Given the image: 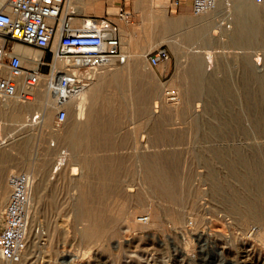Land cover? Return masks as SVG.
<instances>
[{
    "label": "rangeland",
    "instance_id": "374dc122",
    "mask_svg": "<svg viewBox=\"0 0 264 264\" xmlns=\"http://www.w3.org/2000/svg\"><path fill=\"white\" fill-rule=\"evenodd\" d=\"M106 1L108 12L115 13L113 0ZM139 1L144 0L130 3L134 16L123 27L127 60L96 73H109L100 88L101 96L111 100L102 119L110 122L119 110L122 115L118 123L105 124L93 147L78 152L99 157L116 170L106 180L104 194L89 197L90 205L105 207L101 216L105 215L104 227L109 225L102 239L81 237L86 220L76 217L71 203L77 195L71 177L78 175L67 166L54 168L60 148L74 153L61 137L79 120L73 105L60 125L46 89L39 91L37 102L11 99L10 112H0L1 136L6 140L0 145L3 207L11 172L28 171L34 182L44 180L35 203L34 234L29 240L33 243L16 264H264V89L259 80L264 74V3L245 0L258 15L255 38L236 37V0H219L200 18L203 37L186 39L181 29L144 36L141 24L143 13L150 10L149 0L144 9L136 7ZM154 1L155 13L166 18L199 17L192 15L188 1L176 11H167L165 0ZM227 2L232 7L229 14ZM158 46L166 47L170 57L149 67L147 55ZM257 52L259 64L254 60ZM194 59L203 75L199 89L191 83ZM112 73L118 78L112 79ZM119 103L122 109H113ZM47 109L50 117L42 120ZM37 111L40 118L30 122L28 115ZM239 154L255 165L251 170L236 164L246 174L233 180L230 168ZM147 159L162 165L172 178L176 193L172 197H164L146 182ZM74 165L79 167L77 161ZM90 180L92 185L98 183L96 177ZM1 215L2 208L0 220ZM140 216L147 220L139 221Z\"/></svg>",
    "mask_w": 264,
    "mask_h": 264
},
{
    "label": "built area",
    "instance_id": "2783aa9c",
    "mask_svg": "<svg viewBox=\"0 0 264 264\" xmlns=\"http://www.w3.org/2000/svg\"><path fill=\"white\" fill-rule=\"evenodd\" d=\"M133 1L119 0L115 13L88 14L79 10V0H0V101L37 102L39 91L47 89L56 109V123L65 122L70 99L93 80L95 73L113 62L127 60L123 27L133 19L130 6ZM165 1L167 11H176L188 1L195 16L216 2ZM254 2L260 4L264 0ZM231 8L227 2V14ZM17 44L41 54L24 56L15 51ZM169 57V50L158 46L147 55V63L154 67ZM254 60L260 63L259 52ZM41 114L34 112L28 115V120L34 122ZM2 128L0 121V135ZM67 155L66 148L59 149L55 169ZM6 183L9 194L0 220V258L17 262L26 246L34 178L28 171L15 170L8 175ZM146 220L140 216L139 221Z\"/></svg>",
    "mask_w": 264,
    "mask_h": 264
},
{
    "label": "bare ground",
    "instance_id": "6f19581e",
    "mask_svg": "<svg viewBox=\"0 0 264 264\" xmlns=\"http://www.w3.org/2000/svg\"><path fill=\"white\" fill-rule=\"evenodd\" d=\"M145 1L146 0H144L143 3L142 2L140 3V1H139V3H136V7L142 6V8H143V5L145 4L144 3ZM219 2H220L219 0H216L215 7L217 6V3H219ZM147 3H148L147 5L150 8V10H147L145 12L143 11L144 13H143V17H142V24H141L142 28L141 29H142V31L144 33V36H147L149 38L150 37L154 38L155 36L158 37L159 35H164V34L168 33L169 31H172L174 29H177V30L181 29L183 37H185L186 39L187 38L188 39H194L196 37L197 38L203 37V32H205V31H204V26L202 25L203 21L200 18H201V16H204L205 14H208L210 12V10H213V8H215V7H213V8L211 7L212 9L211 8L208 9L207 11L202 13L201 15H198L199 17H197V18L191 17V16L186 15V14L180 15V16H177V17L166 18V17H164V15L163 16L160 15V13L159 14L157 12L155 13V6H157V4L155 3L154 0H149ZM165 3H166V1H165ZM234 7H235V10L237 12V13L235 12L236 13L235 14V27H236L235 32L237 31L236 32L237 34H235V35H237L236 37L239 38V36L243 35V37H245L244 39L249 38V37L255 38L257 33L260 30L259 29V27H260L259 23H257L258 15H257L256 10L254 8H252L251 6H249V4H247L245 0H236L235 3H234ZM165 8L167 10V7H165ZM163 13L165 14V9L162 11V14ZM157 15L160 17V19H157V17H158ZM154 18H155V21L157 22V24L159 25L158 26L156 24L155 27H158L157 29H153V27H154V24H153L154 20L153 19ZM205 20H207L206 16H205ZM200 21H202V22H200ZM262 35H264V33H262ZM235 42H236V40H235ZM129 43H131V42H129ZM124 44L126 46V49H125L126 51L125 52H127L128 49H129V48L127 49L128 43L126 42ZM15 51L17 53H20V54L24 55V56H30V57L37 56V55L41 54L40 51H33V49H31V47L26 46V45H22V44H17L15 46ZM26 63H28V62L26 61ZM199 63L200 62H198V60L194 59L193 62H192V65H191V69H192V72L194 74V77H192V78L193 79L195 78V80L192 79L193 82H191V83H193L197 88L200 86V83L202 82L201 81L202 80L201 77H203V75L201 74V66H200ZM119 64L121 65L122 63L113 62L110 65L104 66L103 68H111V67H113L115 65H119ZM108 74L109 73H103L102 74L100 72L99 75H97L95 73V76H94L93 80H91L90 83L87 86H85L83 89L78 91L70 99V103H71V105H73L74 111H75V113L77 115V118L79 120L75 122V124H74V126L72 128H70V129H68L66 131H63L61 133V137H62V139H65L64 140L65 142L67 141L66 142L67 143V148H69L74 153H72V154H70L71 152L68 153L69 156L67 155L65 157V161L63 162V165H61L59 167H56V170H58L59 168H61V169L65 168L66 166L70 167L71 170H72V174H77L78 175L77 177H71L72 179L75 180V182H76L75 187L77 188V195H76V197L73 199V201L71 203H72V207H73L72 210L74 211L76 217L77 218L80 217V218H83L84 220H86L85 221L86 224L83 226V228L81 229L80 233H81V237L83 239H86L87 241L88 240L96 241V240L100 239L101 237H103L102 235L105 232V227H107V225H109V224H107L104 227L103 219L105 218V215H104L103 219H102V216H101V214H103V212H104L103 208H105V207H103V208L99 207L98 208L97 204H96L97 206L90 205L89 204L90 203L89 197L92 196V195H95L97 197L98 196H102L104 194L103 192L105 191V182H106V180L108 179L109 176L116 175V170L113 169L114 167L113 168L109 167L110 164L109 163L108 164L104 163L103 161H101L99 159V157L98 158H96V157H86L84 155H79L78 154V152L80 150L89 149L90 147H93V146H91L93 144V140H95L96 138L98 139L99 137H96V135H98V134L102 133L103 131H105V129H104L105 124L115 123L116 120H119L118 119L119 114L122 115V112L119 110V109H122V106L119 103V105H115V106L112 105L114 107L113 109L119 110L118 114L115 113L117 115L113 114V115H115L112 118L113 120H110V122H108L107 120L104 121V119H102V118H104L102 110L108 109L110 107L109 104H110V101H111L110 99H109L110 101L109 100L106 101L101 96V93H100L101 83H102V81L104 80V78ZM110 76H111L112 79H115V78L117 79L118 78L116 73H112ZM259 80H260V84L262 85V89H264V74L261 75ZM47 91L48 90L46 89L45 92H47ZM13 103H14V101H11V99L4 101V103L2 105L0 103V112L1 113L10 112L8 110V108H10L13 105ZM117 103H118V101H117ZM4 106H7V110L4 109ZM48 109L44 112V116L45 117H43L42 120H44V119L48 120L49 119L50 111H48ZM10 110L13 111L12 109H10ZM121 120L122 119H120V121ZM116 123H118V122H116ZM108 137H109V135H108ZM109 138H107V139L110 140ZM24 141H26V140H24ZM102 141H103V139H102ZM0 142H2V143L6 142V140L4 138H2L1 135H0ZM22 143H23V141H22ZM23 144L25 145V143H23ZM199 146H200V144H199ZM22 149H24V148H22ZM2 156H3V153H2L1 147H0V158ZM76 161L79 164V167L78 166L76 167L77 164L74 165ZM146 162H147L146 171H145V174H143L146 182L154 185V187L159 189V192L161 193V195H164V197L165 196L166 197H172L174 194H176V193H174V186H173L172 178L166 174V170L163 168V166L160 165V164H156V163L155 164L151 163V162L148 163L149 162L148 159L144 160V164ZM232 162H233V164H231L230 173H231V176H232L233 180H236L238 178L239 179H244L245 174H246V173H242L241 171H239L238 170L239 168L238 169L236 168V164H238V163L241 164V165L244 164L245 165L244 168H250L251 170L254 169V165H255L254 161L247 160L246 157H244L241 154L237 155L235 157L234 161H232ZM55 163H54V166H55ZM106 165H108V166H106ZM78 168H79L80 171H76ZM32 176L34 177L33 173H32ZM64 176L65 175H63V178H65ZM60 177L61 176H59V179H60ZM91 177H96L98 179V183H95V184H97V186H94L95 184L92 185L91 180H90ZM262 177H264V176H262ZM233 180H232V182H234ZM43 184H44L43 178H41L39 181L37 180V183L34 182V184H33L32 200H31L32 205H31L28 232H27V237H26V246H25L24 251L28 249L29 244H30L29 242H32V240L31 241H29V240H30V236L32 237L33 234H34L33 230L31 229V226L33 224V221L35 220L34 219L35 218L34 210L36 208L35 207V203L37 201V198L39 199L40 196H41L40 191L43 188ZM126 190L127 191H131L130 188H127ZM197 191H198V189H197ZM5 192H6L5 190H2L0 188V210L2 208V215L1 216H3V209L5 207V205L3 207V202H4V199H5ZM111 226L112 225L109 226L110 230L113 229V226H112V229H111ZM24 251H23V254H24ZM16 263L17 262L8 261V260H4V259L0 258V264H16Z\"/></svg>",
    "mask_w": 264,
    "mask_h": 264
},
{
    "label": "crops",
    "instance_id": "0c3cea01",
    "mask_svg": "<svg viewBox=\"0 0 264 264\" xmlns=\"http://www.w3.org/2000/svg\"><path fill=\"white\" fill-rule=\"evenodd\" d=\"M118 2L119 0H113L112 5L115 6ZM79 5V10L88 14H103L108 11L107 7L109 6L106 0H80ZM163 62L165 63V61Z\"/></svg>",
    "mask_w": 264,
    "mask_h": 264
}]
</instances>
